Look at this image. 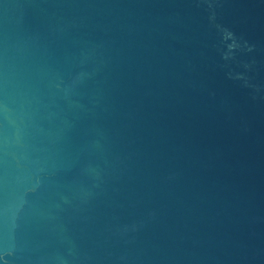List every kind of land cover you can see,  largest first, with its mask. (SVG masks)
Wrapping results in <instances>:
<instances>
[{"label":"water","instance_id":"obj_1","mask_svg":"<svg viewBox=\"0 0 264 264\" xmlns=\"http://www.w3.org/2000/svg\"><path fill=\"white\" fill-rule=\"evenodd\" d=\"M0 264H264V0H0Z\"/></svg>","mask_w":264,"mask_h":264}]
</instances>
